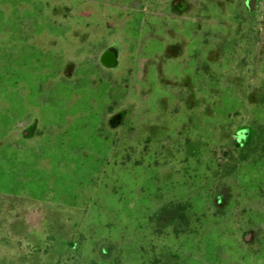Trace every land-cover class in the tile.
<instances>
[{
    "label": "rangeland",
    "instance_id": "374dc122",
    "mask_svg": "<svg viewBox=\"0 0 264 264\" xmlns=\"http://www.w3.org/2000/svg\"><path fill=\"white\" fill-rule=\"evenodd\" d=\"M254 1L0 0V264H264Z\"/></svg>",
    "mask_w": 264,
    "mask_h": 264
},
{
    "label": "trees",
    "instance_id": "16d2710c",
    "mask_svg": "<svg viewBox=\"0 0 264 264\" xmlns=\"http://www.w3.org/2000/svg\"><path fill=\"white\" fill-rule=\"evenodd\" d=\"M233 144L239 150H241V158L239 159L241 162L247 161L249 159L250 150L255 146L253 142V138L249 133H237L233 138ZM163 212L157 214L156 217L159 222L167 220V222L163 223L162 229H167L168 227H173L176 232H179V229L182 228L187 220L186 208L182 205H173L170 207L162 209ZM160 225V223H159ZM188 225V223H187Z\"/></svg>",
    "mask_w": 264,
    "mask_h": 264
},
{
    "label": "water",
    "instance_id": "95a60500",
    "mask_svg": "<svg viewBox=\"0 0 264 264\" xmlns=\"http://www.w3.org/2000/svg\"><path fill=\"white\" fill-rule=\"evenodd\" d=\"M115 61H116V55H115V53H114L113 51H108V52L105 53L104 56L102 57V62H103L104 64L108 65V66L113 65V64L115 63ZM120 118H121V117L118 116V117L116 118V120H118V119H120ZM116 120H113V121H112L111 124H112L113 126L115 125Z\"/></svg>",
    "mask_w": 264,
    "mask_h": 264
},
{
    "label": "flooded vegetation",
    "instance_id": "af4514ba",
    "mask_svg": "<svg viewBox=\"0 0 264 264\" xmlns=\"http://www.w3.org/2000/svg\"><path fill=\"white\" fill-rule=\"evenodd\" d=\"M251 1H254V0H251ZM254 2H256V1H254ZM252 5V3L250 4V6ZM116 55V54H115Z\"/></svg>",
    "mask_w": 264,
    "mask_h": 264
}]
</instances>
